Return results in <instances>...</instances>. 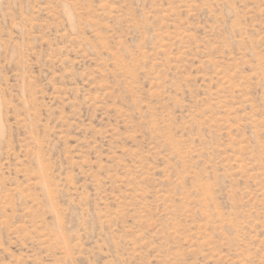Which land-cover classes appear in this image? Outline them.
Wrapping results in <instances>:
<instances>
[{
    "label": "rangeland",
    "instance_id": "1",
    "mask_svg": "<svg viewBox=\"0 0 264 264\" xmlns=\"http://www.w3.org/2000/svg\"><path fill=\"white\" fill-rule=\"evenodd\" d=\"M0 264H264V0H0Z\"/></svg>",
    "mask_w": 264,
    "mask_h": 264
}]
</instances>
